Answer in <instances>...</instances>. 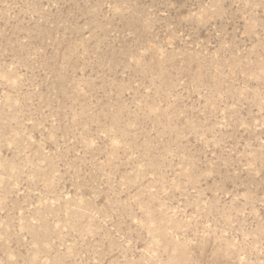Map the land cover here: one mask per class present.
I'll return each instance as SVG.
<instances>
[{
	"label": "rangeland",
	"instance_id": "1",
	"mask_svg": "<svg viewBox=\"0 0 264 264\" xmlns=\"http://www.w3.org/2000/svg\"><path fill=\"white\" fill-rule=\"evenodd\" d=\"M0 264H264V0H0Z\"/></svg>",
	"mask_w": 264,
	"mask_h": 264
}]
</instances>
